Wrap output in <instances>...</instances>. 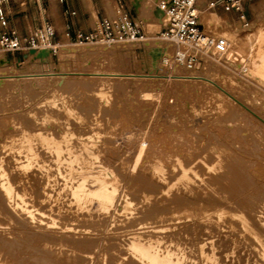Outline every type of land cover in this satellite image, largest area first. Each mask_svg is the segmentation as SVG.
I'll use <instances>...</instances> for the list:
<instances>
[{"label": "rangeland", "instance_id": "obj_1", "mask_svg": "<svg viewBox=\"0 0 264 264\" xmlns=\"http://www.w3.org/2000/svg\"><path fill=\"white\" fill-rule=\"evenodd\" d=\"M117 2L121 6L124 0ZM106 3L111 19L118 18L122 13L121 7L114 9L111 0H107ZM130 9L133 18L145 30L146 40L142 43L78 46L74 45L78 44L74 39L75 34L67 31L66 35L57 37L56 43L59 47L57 55L46 58L47 61L43 60L44 63L40 59L32 61L22 56V62L18 65L14 63L12 57L4 59V55H0V74L37 75L22 80L18 78L20 81L0 83V163L3 162V168L8 170L6 173L12 177L10 180L19 193H28V196L25 195L26 203L28 202L26 205H31L29 208L34 209L40 218L31 221L26 213H21L20 216L13 214L17 220H19L17 217H20L19 222L16 219L13 222V217L12 221H6L9 225L13 223L12 228L11 225L5 226L8 213L5 205L0 204L4 207H0V213L7 214V216L0 214L3 216L0 217V224L4 225L0 226L2 232L0 236L5 235L7 239L12 236L8 239L9 242H6L7 246L4 248L3 245L0 246L6 250L5 252L0 248L1 259L6 256L3 260L7 259L9 262L8 255L16 251L11 254V261L9 263L6 261L8 264L14 262L17 264V261L18 264H32L34 256L40 257L39 253L43 251V248H40L42 247L40 244L43 245L41 242L50 240L51 244L48 243L51 247L54 243V247L48 245L44 252L52 255L50 252L54 249V260L58 258L56 262L59 264H66L64 262L71 260L70 258L73 259L69 261L71 263L67 261V264H110L109 260L111 264H141L140 261L136 263L137 259L128 249L130 240L136 237L139 241L147 243L154 237L151 243L159 244L160 251L169 250L177 254V257L180 256L181 264H264V257L257 255H261L257 252L259 242L249 238V233L242 231L239 220L233 218V214L241 212L240 214L248 218L254 231L263 236L260 238L263 240L264 126L258 124L250 115L242 113L244 111L241 112L239 107L235 110L229 106L227 113L225 110H215L213 105L216 96H219L218 91L208 83L179 81L173 77L161 76L204 75L225 86L224 88L237 95L243 103L264 118V0L248 2L246 23L240 22L235 14L221 11L203 14V24L206 23V26L209 24L213 31L216 26L210 22H215L219 27L215 35L217 44L209 54L202 55L192 72L184 71L182 68L170 71L163 67L161 62L163 54L160 50L166 47L157 39V34L163 28L165 19L157 18L159 22L153 17L150 3L139 2L138 6L135 8L130 6ZM94 71L137 73L146 77L139 79L124 77L111 79L112 81L85 77V82L87 81L85 85L73 83L68 85V82L79 79L55 77L56 73L62 72ZM152 74H155L154 77ZM58 91L64 103L61 98L55 99ZM103 93H107L106 100L101 96ZM64 105L71 107L73 112L64 110ZM236 111L239 115L232 117ZM45 117L54 118L52 122L46 123ZM65 130L74 134L70 145L77 152L82 150V146L90 143L93 137L97 138L98 142L96 141L94 145V152H97L95 156L104 160L115 173L118 197L116 196L114 205L111 204L104 210L105 212L96 206L89 211L77 203L70 193L72 192L70 185L63 176L66 167L59 165L60 160L57 159L55 151L51 152L41 142L36 141L35 149L42 164L35 166L26 164L28 158L25 153H16L8 150V146L5 147L12 139L20 138L23 131L32 135L48 132L61 140ZM66 146L64 145L65 149ZM66 154L67 152L64 157H67ZM89 161L90 158L86 156L85 168H88ZM209 168L216 169L211 172ZM74 203L81 206L79 208L82 210L79 211L78 205ZM127 203L131 205L125 209ZM217 211H223V216L218 217ZM39 212L41 217L38 215ZM45 214L50 215V220L59 217L54 219L59 225L64 221L63 224L68 222L73 226L71 225V228L69 225L70 229L66 223L68 229L65 231L64 225L61 224L63 228L58 225L60 230L56 226L50 231L46 225L49 219ZM10 215L8 218L12 217ZM60 219H63L61 223ZM120 220L123 222L120 223ZM131 220L136 225H132ZM129 221L128 228L126 225ZM30 222L34 223V227ZM56 229L59 230V235ZM25 230L27 234L24 233ZM19 235L25 240L18 239ZM27 235L32 236V242L35 243H30L31 238L29 239ZM71 235H76V239ZM35 236L37 238H34ZM59 237L63 238V241L58 239ZM13 238L20 240L21 244L20 241L16 243ZM75 242L84 244L79 245L81 243ZM38 243L40 252L37 250ZM22 245L27 248L19 250ZM78 246L81 250L77 249ZM74 249H77L76 254ZM64 250L67 258L63 257L66 256L63 255ZM83 251L85 254L88 252V255L84 254V257ZM32 253L38 254L33 256ZM25 254L28 260L27 257L25 259ZM79 254L83 256L77 258ZM133 259L135 262H132Z\"/></svg>", "mask_w": 264, "mask_h": 264}, {"label": "bare ground", "instance_id": "obj_2", "mask_svg": "<svg viewBox=\"0 0 264 264\" xmlns=\"http://www.w3.org/2000/svg\"><path fill=\"white\" fill-rule=\"evenodd\" d=\"M139 5V2L138 1H136V6H138ZM145 8V7H144ZM144 8H143V10H144ZM147 10V9H146ZM154 17V16H153ZM163 19H165V17H162ZM162 18H158V19H161V20H163ZM157 19V18H156ZM157 19V20H158ZM159 21V20H158ZM165 21V20H164ZM160 22V21H159ZM210 22V21H209ZM208 22V23H209ZM163 23V22H162ZM210 23H212V25L214 26H216V28L214 27V32L216 31V33H215V35L217 34V32L219 31V27L217 26V24L215 23V22H210ZM206 24V23H205ZM99 25V23L97 24V26ZM96 26V27H97ZM208 27H209V24H208ZM210 28H212V27H210ZM250 29V28H249ZM248 30V29H247ZM216 37V36H215ZM90 44H105V43H90ZM90 44H74V45H78V46H83V45H90ZM108 45H111V44H108ZM60 46V45H59ZM58 49H59V47H58ZM45 52H47L48 53V56L46 57V58H48V57H50V52L49 51H45ZM26 58H29V59H31L32 61L35 59V58H30L29 56H27ZM46 58H44V59H40V60H42V63H44V61L43 60H46ZM47 61V60H46ZM3 67V66H2ZM184 71H186L185 69H184ZM3 72V71H2ZM188 72H192V71H188ZM26 74V73H25ZM25 74H23V75H20V76H16V75H5V74H0V83L2 84V83H7L8 81H13V80H16V81H20L19 79H27V78H32V77H36L37 75H34V74H28V75H25ZM51 74V73H50ZM50 74H47V75H50ZM162 74V73H161ZM52 75V74H51ZM53 75H54V73H53ZM153 75V74H152ZM155 75V74H154ZM154 75H153V77H154ZM145 75H139V74H127V73H120L119 71H112V72H79V73H65V72H62V73H56L55 74V77L57 78H59V77H61V78H64V77H72V78H74V79H79L78 81H73V82H68V85H69V83H71V85H73V84H77V85H85V84H87V81L85 82V80L86 79H84L85 77H98L99 79H101V81L103 80V81H109V80H111V79H116V78H124V77H135L136 79L138 78H142V77H144ZM148 76V75H147ZM150 76V75H149ZM157 76H159V75H157ZM156 76V77H157ZM161 76H163V77H173V78H175V79H177V80H179V81H194L195 83L196 82H200V83H202V82H205V83H208L209 85H212L215 89H216V91H218V95L219 96H216V99H215V105H213L214 106V109L215 110H217L218 109V111L219 110H227L228 111V107L230 106V107H234V109L235 108H237V107H239L240 109H241V112L242 111H244V112H242V113H246L245 115H250L251 117H253L254 118V120L258 123V124H261V125H263L264 126V118L261 116V115H259V113L257 114L256 113V111H254L252 108H250L247 104H245V103H243L242 101H241V99L237 96V95H235V94H233L231 91H229V90H227L226 88H224L223 86H221L220 84H218V83H216V81H214V80H211V79H209V78H207L206 76L204 77V75H202V76H197L196 74L195 75H193V76H186V77H181L180 75L178 76V75H172V76H164V75H161ZM76 77V78H75ZM146 77V76H145ZM162 77V78H163ZM19 78V79H18ZM57 78V79H58ZM60 78V79H61ZM182 78V79H181ZM183 78H185V79H183ZM18 79V80H17ZM66 79V78H65ZM65 79H63L64 81H66ZM80 79H84V81L83 80H80ZM91 79V78H90ZM88 80H89V78H88ZM61 81V80H60ZM67 81H69V78H68V80ZM67 81L65 82V83H67ZM112 81V80H111ZM222 82V81H221ZM73 83V84H72ZM84 83V84H83ZM89 83V82H88ZM191 83V82H190ZM118 85V84H117ZM106 91V90H105ZM59 92V91H58ZM236 92V91H235ZM102 98L103 99H105V98H108V96H107V93H103L102 95ZM212 97V96H211ZM59 98H61L60 97V92H59V94L58 93H56L55 94V99L56 100H59ZM61 100H62V98H61ZM61 100H60V102H61ZM106 100V99H105ZM104 100V101H105ZM214 100V99H213ZM55 101V100H54ZM63 101V103H64V99L62 100ZM60 103L59 101H56V103ZM68 103V102H67ZM66 105H64V110L66 109L69 113L70 112H73V109L71 108V107H69V106H66ZM61 107H63L62 106V104H61ZM238 109V108H237ZM239 109V110H240ZM230 110H233V109H231L230 108ZM236 110V109H235ZM227 111L225 112V113H227ZM238 111V110H237ZM236 111V112H237ZM65 112V111H64ZM232 112V111H231ZM240 112V111H239ZM234 113V112H233ZM238 113V112H237ZM236 113V114H237ZM232 115V117L233 116H238L239 115V113L237 114V115ZM241 114V113H240ZM51 115V114H50ZM65 115H66V113H65ZM45 116H47V114L45 115ZM52 116V115H51ZM58 117V116H57ZM71 117V116H70ZM46 118V117H45ZM52 118H54V117H47L45 120H44V122H52L53 121V119ZM252 118V119H253ZM73 119V118H72ZM61 120V119H60ZM77 121V120H76ZM60 122V121H59ZM75 123V122H74ZM101 123V122H100ZM52 126V125H51ZM60 126V125H59ZM40 131V130H39ZM72 131V130H71ZM51 132V131H50ZM61 132V131H60ZM63 136H62V139L61 138H59V137H61V136H59L58 138L59 139H61V140H58L57 138H56V136L54 137V134H53V136H52V134H48V132H45V133H37V134H34V135H32V134H29V133H27V132H25V131H23L22 132V134H21V136H20V138H18V139H12L11 141H10V143H8V145L6 144V146L5 147H7L8 146V150H11V151H13V152H23V153H25L26 155H27V158H28V163H26V164H28V165H34L35 164V166L36 165H41L42 163H41V161L39 160V154H38V152H36V149H35V142L36 141H38V142H41L43 145H45L50 151L51 150H53V151H55L54 152V154H56L57 155V159L58 160H60V162H59V165H61V166H65L66 167V169L64 170V174H63V176L65 177V179H66V181H67V183L70 185H68L71 189V191L72 192H70L71 194H72V196L75 198V200H77L78 202L77 203H79V205H81L82 207H84V208H87L88 210L89 209H92V207H94V206H96L99 210H101V211H104V210H106L111 204H113L114 203V200L116 199V196H117V185H116V176H115V173L107 166V164L106 163H104V160L102 161L101 159H99L98 157H96L95 156V154H97V152L95 153L94 152V145H95V143H96V141H97V138H95V137H93V139L91 140V142L90 143H87V144H85L84 146H82L83 148H82V150H81V148H80V150L81 151H79L78 150V152H77V150L76 149H73V146L71 147V139H72V137H73V133L72 132H69V131H67V130H65L63 133ZM62 134H60V135H62ZM121 134V133H120ZM92 135V134H91ZM82 136V135H81ZM96 136V135H95ZM103 140V139H102ZM104 141V140H103ZM83 142V141H82ZM98 142V141H97ZM86 143V142H85ZM4 144V143H3ZM64 145H67L66 147V149L64 148ZM74 145V144H73ZM83 145V144H82ZM154 148V147H153ZM159 148V147H158ZM164 149V148H163ZM75 150H76V152H75ZM160 150H161V148H160ZM96 151V150H95ZM8 152V151H7ZM52 152V151H51ZM65 152H67V157H64L65 155ZM163 152H165V151H163ZM19 155V154H18ZM23 156H24V154H23ZM86 156L87 157H89L90 158V161H89V165H87L88 166V168L86 167H84L85 166V162H84V158H85V160H86ZM98 156V155H97ZM170 156V155H169ZM51 157V156H50ZM163 157V156H162ZM172 157V156H171ZM23 158V157H22ZM175 158V157H174ZM25 159V158H24ZM45 162V161H44ZM19 163V162H18ZM219 163V162H218ZM3 162H1L0 163V200H1V202H0V204L1 203H3V205H5V207H6V210H7V213H8V217H9V215H10V217L11 218H6L5 219V217H4V219H5V226H10L11 228H12V224L13 223H11L10 225H9V223L8 222H6V221H12L13 219V222L15 221V219H16V216L14 217L13 216V214L14 215H21V213H26L27 214V216H29V218L30 219H32L31 221H35V220H37V218L38 219H40L36 214H35V211H33L32 209H30L29 208V206H31V205H29V206H27L26 204H28V202L26 203V197H25V195H27V194H25V192H23L24 194H22V192H20L19 193V191L15 188V186L12 184V180H10L11 178L9 177V175H8V173H6L7 171H6V169L5 168H3ZM22 164V163H21ZM20 164V165H21ZM157 164V163H156ZM164 164V163H163ZM217 164V163H216ZM19 165V164H18ZM19 165V166H20ZM42 166H44V164L42 165ZM32 167V166H31ZM183 167V166H182ZM187 167V166H186ZM213 167V166H212ZM215 167V166H214ZM20 168V167H19ZM164 168V167H163ZM179 168V167H178ZM5 169V170H4ZM187 169V168H186ZM216 168H209L208 170L209 171H211L212 172V170H215ZM24 170V169H23ZM161 170V169H160ZM50 171V170H49ZM63 171V170H62ZM20 172V171H19ZM24 172V171H23ZM53 173V172H52ZM62 173V172H61ZM165 173V172H164ZM192 173V172H191ZM187 175V174H186ZM52 176V175H51ZM158 177V176H157ZM160 177H161V173H160ZM186 177V176H185ZM144 178V177H143ZM64 179V178H63ZM159 179V178H158ZM162 179V178H161ZM49 180H50V178H49ZM143 180V179H142ZM145 180V179H144ZM151 180V179H150ZM178 180V179H177ZM64 181V180H63ZM159 181V180H158ZM55 183V182H54ZM63 183V182H62ZM65 183V182H64ZM185 183V182H184ZM17 184V183H16ZM57 186V185H56ZM68 186H66V188H68ZM59 187V186H58ZM42 188V187H41ZM61 189V188H60ZM23 191V190H22ZM24 191H26V190H24ZM61 191V190H60ZM212 193H214V192H212ZM119 195V194H118ZM200 194H198V196H199ZM219 195V194H218ZM28 196V195H27ZM197 196V195H196ZM213 196V195H212ZM71 197V196H70ZM118 197V196H117ZM220 197V196H219ZM224 197V196H223ZM51 198V197H50ZM73 198V199H74ZM52 199H53V197H52ZM223 199V198H222ZM240 199H241V197H240ZM243 200H244V198H242ZM49 200H51V199H49ZM243 200H242V203H243ZM43 201V200H42ZM72 201H74V200H72ZM216 201V200H215ZM53 202V201H52ZM124 202V201H123ZM55 203V202H54ZM73 203V202H72ZM75 203H76V201H75ZM74 203V204H75ZM50 204V203H49ZM58 204V203H57ZM51 205H52V203H51ZM76 205V204H75ZM78 205V204H77ZM76 205V206H77ZM78 205V209H80L79 207H81V206H79ZM114 205V204H113ZM130 203H127L126 204V206H125V209H128V208H130ZM0 207H2V208H4L2 205L0 206ZM52 207V206H51ZM33 208V207H32ZM96 208V209H97ZM1 209V208H0ZM38 209V208H37ZM87 209H84V211L85 210H87ZM5 210V211H6ZM82 210V208L79 210V211H81ZM87 210V211H88ZM98 210V211H99ZM123 210V209H122ZM133 210V209H132ZM4 211V210H3ZM3 211H2V213H3ZM38 211V210H37ZM42 211V210H41ZM54 211V210H53ZM58 211V210H57ZM90 211V210H89ZM101 211H99V212H101ZM125 211V210H124ZM239 211V210H238ZM83 212V211H82ZM105 212V211H104ZM112 212V211H111ZM40 213L41 212H39V216H40ZM107 213V212H106ZM176 213V212H175ZM179 213V212H178ZM217 214H218V217H222L223 216V211L221 212V211H217L216 212ZM227 213V212H226ZM225 213V214H226ZM231 213V212H230ZM233 213V212H232ZM239 213V212H238ZM241 213V212H240ZM237 214V213H235V214H233V218H236L237 220H239V222H240V224H241V226H242V231H246L247 233H249V238H251V239H253V240H257L258 242H259V244H258V246H259V248L256 246V245H254V246H256L258 249H260V251L257 249V252H259L261 255H259V254H257L258 256H263L264 257V238H262L263 240H261L260 238L261 237H263L262 235H260L258 232H255L254 231V229H253V227L250 225V223H249V220H248V218H246L245 217V215H242V214ZM243 213V212H242ZM1 214V213H0ZM4 215L6 214V213H3ZM3 214H1V215H3ZM44 214V213H43ZM42 214V215H43ZM48 214V213H47ZM56 214V213H55ZM60 214V213H59ZM103 215H105V214H103ZM129 215V214H128ZM178 215V214H177ZM6 216H7V214H6ZM17 217L19 220H20V217ZM45 216H48V219H49V217H50V215H46L45 214ZM65 216V215H64ZM67 216V215H66ZM110 216V215H109ZM127 216V215H126ZM225 216V215H224ZM228 216V215H227ZM0 217H2L3 218V216H0ZM14 217V218H13ZM41 217V216H40ZM52 217V216H51ZM83 217V216H82ZM123 217V216H122ZM121 217V219H123ZM125 217V216H124ZM13 218V219H12ZM22 218V217H21ZM44 218V217H43ZM54 218V217H53ZM56 218V217H55ZM54 218V219H55ZM59 218V217H58ZM58 218H56V219H58ZM126 218V217H125ZM167 218H168V216H167ZM172 218V217H171ZM225 218V217H224ZM47 219V217L45 218V220ZM54 219H49V220H47L48 221V224H46V225H48V229L51 231L54 227L56 228V226L58 227V223H57V220H54ZM120 219V218H119ZM127 219V218H126ZM125 219V220H126ZM173 219V218H172ZM230 219H231V217H230ZM3 220V219H2ZM17 220V219H16ZM19 220H17L18 222H19ZM22 220V219H21ZM41 220H43V219H41ZM61 220H63V219H60L59 220V222L61 223ZM157 220V219H156ZM16 221V222H17ZM30 221V220H29ZM38 221H40V220H38ZM46 221V222H47ZM75 221V220H74ZM127 221H128V219H127ZM133 221H135V219L133 220ZM132 220H131V222H133ZM136 221L137 222H140V221H138V219H136ZM163 221V220H162ZM233 221V220H232ZM17 222V223H18ZM41 222V221H40ZM39 222V223H40ZM78 222H79V220H78ZM81 222V221H80ZM123 222V221H122ZM121 222V220H120V223H122ZM234 222H237V221H235L234 220ZM0 223H1V221H0ZM3 223V224H4ZM6 223H7V225H6ZM31 223V225H32V227H34L33 226V224L34 223H32V222H30ZM36 223V222H35ZM38 223V222H37ZM38 223V224H39ZM64 223V221L61 223L62 225H64V230L66 231L67 229H66V225L69 227V225H70V223H68V222H66L65 224H63ZM77 223V222H76ZM92 223H94V222H92ZM124 223H125V221H124ZM127 223V222H126ZM238 223V222H237ZM262 223V222H261ZM37 224V225H38ZM42 224H44V223H42ZM60 224V225H61ZM132 225L134 224V222L133 223H131ZM14 225H15V223H14ZM17 225H19L20 226V224L18 223ZM17 225H15V226H17ZM23 225H24V223H23ZM28 225V224H27ZM30 225V226H31ZM59 225V226H60ZM61 225V227L63 228V226ZM72 225V224H71ZM70 225V226H71ZM85 225V224H84ZM87 225V224H86ZM89 225V224H88ZM87 225V226H88ZM95 225H96V223H95ZM122 225H124V224H122ZM128 225H130V221L128 222V224L126 225V226H128ZM132 225H131V227H130V229H132L133 227H132ZM134 225H136V224H134ZM0 226H4V225H2V224H0ZM18 226V227H19ZM38 226H40V227H42L41 225H38ZM38 226H35V227H37L38 228ZM73 226V225H72ZM72 226H71V228H72ZM94 226V225H93ZM98 226V225H97ZM120 226H121V224H120ZM253 226H255V225H253ZM22 227V226H21ZM29 227V226H28ZM44 227V226H43ZM77 227H78V225H77ZM77 227H74V228H77ZM86 227V226H85ZM92 227V226H91ZM118 227V226H117ZM122 227V226H121ZM125 227V226H124ZM240 227V226H239ZM257 227V226H256ZM23 228V227H22ZM26 228V227H25ZM70 228V227H69ZM70 228V229H71ZM84 228V227H83ZM120 228V227H119ZM119 228H118V230H119ZM128 228H129V226H128ZM258 229H259V227H257ZM0 229H1V227H0ZM8 229V228H7ZM10 229V228H9ZM28 229V228H27ZM35 229V228H34ZM33 229V230H34ZM43 229V228H42ZM41 229V230H42ZM48 229H46V230H48ZM58 229H59V227H58ZM78 230H79V228H77ZM81 229V228H80ZM92 229V228H91ZM136 229V228H135ZM240 229V228H239ZM5 230V229H4ZM15 230H17V229H15ZM22 230V229H21ZM35 230H37V229H35ZM60 230V229H59ZM58 230V231H59ZM62 230V229H61ZM86 230V229H85ZM114 230V229H113ZM124 230V229H123ZM264 230V229H263ZM1 231V230H0ZM39 231V230H38ZM45 231V230H44ZM55 231H57V229L55 230ZM55 231H54V233H55ZM58 231H57V234H58ZM71 231H73V230H71ZM120 231H122V229H120ZM8 232H12V230L10 231V230H8ZM24 232V231H23ZM22 232V233H23ZM28 232H29V230H28ZM47 232H49V231H47ZM0 233H2V232H0ZM7 233V232H6ZM15 234H16V232H14ZM25 234H27V232H26V230H25V232H24ZM31 233V232H30ZM32 233H34V231H32ZM42 233V232H41ZM51 233H53V232H51ZM50 233V234H51ZM60 233V232H59ZM70 233V232H69ZM117 233V232H116ZM131 233V232H130ZM261 233V232H260ZM9 234V233H8ZM20 234V233H19ZM34 234H36V232L34 233ZM48 234V233H47ZM46 234V235H47ZM65 234V233H64ZM81 234V233H80ZM79 234V235H80ZM134 234V233H133ZM4 235V234H3ZM10 235H12V234H10ZM22 235V234H21ZM21 235H19L20 237L18 238V239H20L21 238ZM28 235H30V234H28ZM27 235V237L31 240L30 241V243L32 242V236L31 237H29ZM33 235V234H32ZM49 235V234H48ZM51 235H54V234H51ZM59 235V234H58ZM247 235V234H246ZM5 236V235H4ZM4 236H0V246H2L3 245V248L5 247V245L7 246V243L9 242L8 241V239L9 238H11V237H9L8 239L6 238V237H4ZM15 237H16V235H14ZM18 236V235H17ZM25 236V235H24ZM34 236V235H33ZM37 236V235H36ZM34 237V238H37V237ZM44 236V235H43ZM66 236V235H65ZM70 235H68V237H69ZM72 237H74L75 239H76V235H71ZM126 236V235H125ZM130 236V235H129ZM142 236V235H141ZM40 237H42V235L40 236ZM48 237V236H47ZM51 237V236H50ZM49 237V238H50ZM55 237H56V235H55ZM54 237V238H55ZM58 237V236H57ZM56 237V238H57ZM61 237H62V235H61ZM61 237H59L58 239H60ZM63 237H64V235H63ZM16 238V239H17ZM22 238H23V240H25V238L22 236ZM22 238L20 239V240H22ZM27 238V239H28ZM52 238V237H51ZM50 238V239H51ZM80 238V237H79ZM82 238V237H81ZM136 237H134L133 238V240H130V243H129V248L128 249H130V252H131V254L133 255V257L134 258H136L137 259V261H136V263L138 262V261H140V263L141 264H181L180 262H181V260H182V258H180V256L179 257H177L178 255L177 254H175L174 252H172V251H160L161 249L158 247V245L159 244H154V243H151V241L154 239V237L152 238V237H150V238H152V240L150 241V239H149V241H147V243L145 242V243H143V242H141V241H139V239H135ZM139 238H140V236H139ZM145 238V237H144ZM148 238V237H147ZM14 239V238H13ZM12 239V240H13ZM16 239H14L15 241H17L16 243H18L19 241H18V239L16 240ZM63 239V238H62ZM62 239H60V240H62ZM68 239V238H67ZM127 239V238H126ZM11 240V239H10ZM13 240V241H14ZM40 240V239H39ZM41 240L43 241L44 240V238L42 239L41 238ZM46 240H48V239H46ZM52 240H54V239H52ZM65 242H66V237H65ZM69 240H71V239H69ZM68 240V241H69ZM73 240V239H72ZM79 240V239H78ZM129 240V239H128ZM141 240V239H140ZM33 241H35V239L33 240ZM55 241H57V240H55ZM54 241V242H55ZM63 241V240H62ZM74 241H77V240H74ZM73 241V242H74ZM126 241V240H125ZM144 241H146V240H144ZM155 241V240H154ZM153 241V242H154ZM157 241H159V240H157ZM251 241V240H250ZM7 242V243H6ZM23 243H24V241H22ZM25 242H27L28 243V241L26 240ZM36 242H37V240H36ZM40 242V241H39ZM48 242H50V244H51V241L49 240ZM47 241L44 243V241L43 242H41V243H43V245H41L40 244V246H42V247H40V248H43V251H42V253H39V255H40V257H35L34 255H37V254H33V256H34V261H31V260H29V261H31V262H37V264H59L58 262H56V260L58 259H56V260H54L55 258L53 257V254H54V256H55V251H53L52 250V252H50V253H53L52 255H50L48 252H44V250L45 249H48V245H49V247H51V245L48 243ZM70 242V241H69ZM14 243V242H13ZM16 243H14V245L16 244ZM27 243L25 244V245H27ZM32 243H35V242H32ZM72 243V242H71ZM76 243H81V244H79V245H82V244H84V242H75V244ZM250 243V242H249ZM255 243V242H254ZM257 243V242H256ZM19 244H21V241L19 242ZM53 245H54V243H52ZM61 244V243H60ZM75 244H71V245H75ZM86 244V243H85ZM25 245H22L20 248H19V250L21 249V250H23L22 248H27V246H25ZM29 245V244H28ZM36 245V244H35ZM38 245H39V243L37 244V250L38 249H40V248H38ZM52 245V247L51 248H53L54 246ZM12 246H13V244H12ZM25 246V247H24ZM67 246V245H66ZM70 246V245H69ZM77 246V245H76ZM75 246V247H76ZM161 246V245H160ZM15 247V246H14ZM36 247V246H35ZM34 247V248H35ZM61 247V246H60ZM1 248V247H0ZM11 248V247H10ZM9 248V249H10ZM16 248V247H15ZM63 248V247H62ZM2 249V248H1ZM0 249V250H1ZM78 250H81V248L79 249V246H78V248H77ZM77 249L75 250H73L74 252H75V254L77 253L76 251H77ZM2 250H5V249H2ZM14 250H16V249H14ZM25 250V249H24ZM36 250V249H35ZM50 250V249H49ZM56 250V249H55ZM28 251V250H27ZM31 251V250H30ZM39 251V250H38ZM57 251V250H56ZM62 251V250H61ZM68 251V250H67ZM4 252V251H3ZM5 252H6V250H5ZM16 252V251H15ZM14 251H13V253H15ZM19 252H23V251H19ZM18 251H17V253H19ZM29 252V251H28ZM33 252V251H32ZM35 252V251H34ZM40 252V251H39ZM74 252H72V253H74ZM84 253H83V255L85 254V251H83ZM0 253H2V252H0ZM13 253H11L12 255H13ZM63 255H66L67 253L65 252V250L63 251ZM66 253V254H65ZM69 253V252H68ZM78 253H80V252H78ZM88 252H86V256L88 255L87 254ZM178 253V252H177ZM11 254L10 255H8V256H10L8 259L11 261ZM27 255H28V253H26ZM25 254V255H26ZM129 254V253H128ZM183 254V253H182ZM206 254V253H205ZM1 255V254H0ZM4 255H5V253H4ZM4 255H2V257L4 256ZM15 255V254H14ZM22 255V254H21ZM21 255H19V257L21 256ZM24 255V254H23ZM22 255V256H23ZM27 255L25 256V259H26V257H27ZM42 255V256H41ZM57 255V254H56ZM70 255V254H69ZM80 255L81 254H79V256H77V258L79 257L80 258ZM83 255H81V256H83ZM85 255H84V257H85ZM184 255V254H183ZM187 255V254H186ZM76 256V255H75ZM74 256V257H75ZM6 257V256H5ZM5 257L3 258L4 260H5ZM59 257V256H58ZM61 257V256H60ZM63 257H65V258H67V255L66 256H63ZM70 257H72V254H71V256ZM91 257V256H90ZM206 257H207V254H206ZM206 257H204V258H206ZM214 257H215V255H214ZM214 257H212L213 259H215ZM13 258V257H12ZM23 259H24V257H22ZM30 258V257H29ZM69 258V257H68ZM76 258V257H75ZM98 258V257H97ZM111 258V257H110ZM115 258V257H114ZM131 258H132V256H131ZM192 258V257H191ZM261 258V257H260ZM3 259H1V256H0V264H8L9 262L7 261V259H6V261L8 262H6V261H4ZM20 259H21V257H20ZM20 259H18V260H20ZM23 259L21 260V261H23ZM30 259H32V257L30 258ZM71 260L73 259V258H70ZM82 259V258H81ZM86 259H88V258H86ZM86 259H85V261H86ZM185 259H186V257H185ZM207 260L209 259V258H206ZM264 259V258H263ZM262 259V260H263ZM17 260V259H16ZM15 260V261H16ZM27 260H28V257H27ZM64 260V259H63ZM65 260H67V259H65ZM64 260V261H65ZM71 260H67L68 262L69 261H71ZM78 260H80V259H78ZM89 260V259H88ZM99 260V259H98ZM116 260H118L117 258H116ZM207 260H204V261H206L207 262ZM216 260V259H215ZM13 261V260H12ZM67 261L66 262H64V263H66L67 264ZM82 261V260H81ZM100 261H102V259L100 260ZM110 261V264H111V260H109ZM115 261V260H114ZM134 261V259L132 260V262ZM211 261H212V259H211ZM25 262V261H24ZM28 262V261H27ZM63 262V261H62ZM78 262V261H77ZM119 262V261H118ZM135 262V261H134ZM190 262V261H189ZM213 262V261H212ZM262 262V261H261ZM26 263V262H25ZM32 263V264H33ZM69 263H71V262H69ZM75 263V262H74ZM79 263V262H78ZM81 263V262H80ZM101 263V262H100ZM13 264H16V262H14ZM17 264H18V261H17ZM24 264V263H23ZM30 264V263H29ZM63 264V263H62ZM73 264V263H72ZM76 264V263H75ZM112 264H114V263H112ZM118 264H120V263H118ZM182 264H184V263H182ZM189 264V263H188Z\"/></svg>", "mask_w": 264, "mask_h": 264}, {"label": "built area", "instance_id": "obj_3", "mask_svg": "<svg viewBox=\"0 0 264 264\" xmlns=\"http://www.w3.org/2000/svg\"><path fill=\"white\" fill-rule=\"evenodd\" d=\"M4 1V0H2ZM0 2V55L4 59L12 57L14 63L20 65L21 57L35 58L30 51H49L50 58L58 53L56 43L58 33L48 21L35 17L26 34H21L10 25L9 12ZM67 5L68 0H59ZM150 3L152 13L160 9L165 17L163 28L157 39L166 48L161 49L162 65L174 71L182 68L193 71L202 55L209 54L217 44L213 29L202 23V15L207 12L221 11L235 14L242 23L247 22L246 7L250 0H142ZM122 13L116 19H103L97 27L87 34L75 33L78 44L105 43L123 45L142 43L146 40L145 30L132 16L130 6L121 5ZM66 13L75 16V11L66 9ZM71 40V38H69ZM172 49L173 51H170ZM18 58L16 59V57ZM3 61V60H1Z\"/></svg>", "mask_w": 264, "mask_h": 264}, {"label": "crops", "instance_id": "obj_4", "mask_svg": "<svg viewBox=\"0 0 264 264\" xmlns=\"http://www.w3.org/2000/svg\"><path fill=\"white\" fill-rule=\"evenodd\" d=\"M106 1L68 0L67 5H65L60 3L59 0H4L2 5L9 12L10 25L21 34H26L33 19L40 17V19L50 22L57 30L59 36L66 35L67 31L72 35L77 32L89 33L103 19H111ZM136 1L145 3L142 0H134L133 2L132 0H124V3L128 6L130 3V6L135 8ZM111 2L114 5V9L115 7L119 9L120 5L117 0L115 2L111 0ZM67 8L70 11H75L76 15H68L66 13Z\"/></svg>", "mask_w": 264, "mask_h": 264}, {"label": "water", "instance_id": "obj_5", "mask_svg": "<svg viewBox=\"0 0 264 264\" xmlns=\"http://www.w3.org/2000/svg\"><path fill=\"white\" fill-rule=\"evenodd\" d=\"M1 1H2V0H0V2H1ZM153 15H154L155 18L164 17L163 12H162L160 9H158V8H156V9L154 10ZM30 55H32V56H36V57L39 58V59H44V58H46V57L48 56V53L45 52V51H41V52H39V53H37L36 51H30Z\"/></svg>", "mask_w": 264, "mask_h": 264}]
</instances>
